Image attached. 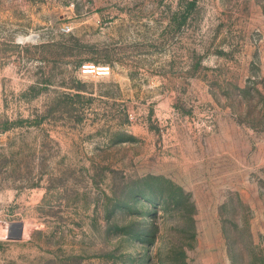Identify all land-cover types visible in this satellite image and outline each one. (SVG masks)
<instances>
[{
    "label": "rangeland",
    "instance_id": "rangeland-1",
    "mask_svg": "<svg viewBox=\"0 0 264 264\" xmlns=\"http://www.w3.org/2000/svg\"><path fill=\"white\" fill-rule=\"evenodd\" d=\"M0 264H264V0H0Z\"/></svg>",
    "mask_w": 264,
    "mask_h": 264
},
{
    "label": "built area",
    "instance_id": "built-area-1",
    "mask_svg": "<svg viewBox=\"0 0 264 264\" xmlns=\"http://www.w3.org/2000/svg\"><path fill=\"white\" fill-rule=\"evenodd\" d=\"M65 31H69V28H66L65 29ZM100 69V67H98V69H97V74L98 75H107L108 74V69L107 70H99ZM85 72H88L89 73V68H88V66H84V69H83ZM101 71H107V74H100V72ZM93 73H96V72H93Z\"/></svg>",
    "mask_w": 264,
    "mask_h": 264
},
{
    "label": "bare ground",
    "instance_id": "bare-ground-1",
    "mask_svg": "<svg viewBox=\"0 0 264 264\" xmlns=\"http://www.w3.org/2000/svg\"><path fill=\"white\" fill-rule=\"evenodd\" d=\"M96 69H98V68H96ZM108 68H100L99 70H107ZM101 72H106V71H101Z\"/></svg>",
    "mask_w": 264,
    "mask_h": 264
},
{
    "label": "trees",
    "instance_id": "trees-1",
    "mask_svg": "<svg viewBox=\"0 0 264 264\" xmlns=\"http://www.w3.org/2000/svg\"><path fill=\"white\" fill-rule=\"evenodd\" d=\"M190 5H191V7H193L195 5V2H192Z\"/></svg>",
    "mask_w": 264,
    "mask_h": 264
}]
</instances>
